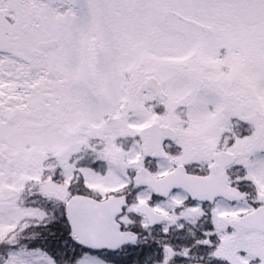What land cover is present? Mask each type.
Returning <instances> with one entry per match:
<instances>
[{
    "label": "snow or ice",
    "instance_id": "1",
    "mask_svg": "<svg viewBox=\"0 0 264 264\" xmlns=\"http://www.w3.org/2000/svg\"><path fill=\"white\" fill-rule=\"evenodd\" d=\"M0 264H264V0H0Z\"/></svg>",
    "mask_w": 264,
    "mask_h": 264
}]
</instances>
